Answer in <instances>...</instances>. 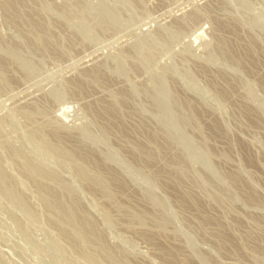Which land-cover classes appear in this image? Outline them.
<instances>
[{
  "label": "rangeland",
  "instance_id": "1",
  "mask_svg": "<svg viewBox=\"0 0 264 264\" xmlns=\"http://www.w3.org/2000/svg\"><path fill=\"white\" fill-rule=\"evenodd\" d=\"M170 263L264 264V0H0V264Z\"/></svg>",
  "mask_w": 264,
  "mask_h": 264
},
{
  "label": "bare ground",
  "instance_id": "2",
  "mask_svg": "<svg viewBox=\"0 0 264 264\" xmlns=\"http://www.w3.org/2000/svg\"><path fill=\"white\" fill-rule=\"evenodd\" d=\"M177 196H178V195H177ZM58 199H60V198H58ZM49 200H50V199H49ZM182 200H184V199H182ZM59 201H60V200H59ZM51 204H52V203H51ZM53 205H54V204H53ZM74 221H76V220H74ZM78 221H79V220H78ZM80 222H81V221H80ZM73 223L76 224L77 222H73ZM83 223H84V222H83ZM83 223H80V225H82ZM76 228H78V227H76ZM80 232H81V231H80ZM166 251H167V250H166ZM173 257H174V256H173ZM168 259H169V258H168ZM169 262H170V259H169ZM171 263H172V262H171ZM171 263H170V264H171ZM174 264H175V263H174Z\"/></svg>",
  "mask_w": 264,
  "mask_h": 264
}]
</instances>
